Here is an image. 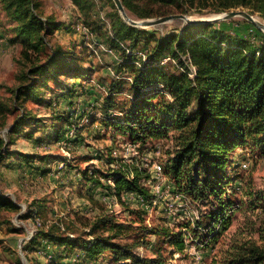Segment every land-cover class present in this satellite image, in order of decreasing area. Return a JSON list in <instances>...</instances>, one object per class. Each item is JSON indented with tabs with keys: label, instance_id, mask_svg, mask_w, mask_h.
<instances>
[{
	"label": "trees",
	"instance_id": "obj_1",
	"mask_svg": "<svg viewBox=\"0 0 264 264\" xmlns=\"http://www.w3.org/2000/svg\"><path fill=\"white\" fill-rule=\"evenodd\" d=\"M196 1L201 3L202 8L211 7V3L216 13L243 7L252 15L258 13L264 16V0H122V3L130 17L135 15L139 19H147L167 16L175 11L184 13L188 10L186 5L190 3L193 7ZM0 2L10 22L15 23V41L23 45L26 58L29 57V49L41 53L49 48L48 37L53 33L54 22L39 11L40 0ZM115 15L117 22L113 24V31H105L104 44L117 52L120 58L113 66L116 76L112 77L111 84L105 87L103 93L98 90L93 95L91 88H86L84 82L89 79L93 68L86 67L70 51H63L61 47H52V54L45 61L35 62L25 76L27 82L15 91L16 99L32 96L40 99L43 83L53 80L61 86L62 77L75 79L60 89L58 98L72 106L79 92L87 89L94 96L89 109L91 112L79 114L78 110H73L57 114L53 116L56 120L51 125V134L39 137L34 136L39 128L27 133L23 126L27 123L40 126L42 120L28 114L20 116L9 127L8 140L0 135V161L17 155L8 148L17 136L30 137L37 144H58L75 127V133L66 139V145L79 147L85 140L83 132L99 124L104 134L95 139L110 140L106 151H99L93 156H77L73 160L63 158L59 164L63 163L69 173H75L76 178L71 185L72 189L76 188L78 197L93 207L99 206L100 213L94 218L81 215L78 211L48 217L51 210L47 201H37L24 214L41 222L32 243L42 245L44 239L70 251L80 249L87 260L109 257L117 264H167L163 254L142 257L136 253L135 244L124 243L117 238L124 223L118 221L107 206L113 207L114 201L124 204L122 197L126 193L140 195L152 204L155 194L147 185L156 178L149 168L140 164L137 157L119 156L116 140L129 134L144 144L148 139L164 137L172 129L179 133V144L162 165V173L171 180L176 192H182L198 204L211 198L217 202V206L213 203L208 213L200 212V218L194 222L196 230L213 232L219 228L218 225L222 230L227 229V220L223 223L220 218L231 203V200L227 203L222 199L227 193L232 155L238 148L248 146L264 153V32L257 29L258 41L255 37L242 36L225 28L222 22H213L187 24L178 33L156 37V32H152L156 28L133 27L124 21L118 11ZM93 29L102 34V27ZM142 41L152 47L146 59L137 65V57L128 50L137 51ZM168 54L179 60L177 65L183 68L179 76L165 71L163 59ZM182 57L196 67L195 78L190 77L189 65ZM31 75L35 77L31 78ZM121 75L132 76L133 79L130 87L133 93L126 107H121L117 101L125 85L119 79ZM82 119H86V124H82ZM131 143L137 144L136 141ZM17 160L18 167L29 166L43 173L47 171L42 170L43 166L55 162L48 156L32 154H24ZM92 161H98L102 166L90 164ZM12 163L7 165L12 167ZM81 163L87 164V167L81 169ZM101 193L109 195L108 201H103ZM4 210L20 212L21 206L0 190V211ZM168 236L171 237L169 243L177 251L184 250L182 234ZM63 257L60 255L59 258ZM240 263L264 264V252L252 250L241 258Z\"/></svg>",
	"mask_w": 264,
	"mask_h": 264
},
{
	"label": "rangeland",
	"instance_id": "obj_2",
	"mask_svg": "<svg viewBox=\"0 0 264 264\" xmlns=\"http://www.w3.org/2000/svg\"><path fill=\"white\" fill-rule=\"evenodd\" d=\"M40 1L39 11L45 18L53 20L55 29L52 27L53 33L48 37L49 48L41 53L29 49L27 51L28 58L24 54L23 45L19 41H15L17 33L15 23L10 22L0 2V28L3 37L0 46V135L5 140H8L9 127L23 115L28 114L32 118L42 120L40 126H34L31 123L23 126L27 133L39 128V131L34 135L39 137L43 134L45 136L51 134V125L56 120L53 119V116L57 114H67L73 110H78L79 114L85 111L91 112L89 109L93 104L94 96L87 89L79 92V95L73 99L72 106L64 99L58 98L60 89L67 86L65 84L68 82L75 81V79L66 77H62L63 84L61 86L56 85L53 80L43 83L40 87V99H35L34 96L16 99L15 91L27 82L25 76H27L29 68L35 62L45 61L52 54V47H61L63 51H70L73 57L80 60V63L93 68L88 75L89 79L84 82L87 84L86 88H91L93 95H96L94 92L98 90L103 93L105 87L111 84L112 77L116 76L113 66L117 64L120 56L115 51L110 53L99 47L101 44L108 47L106 43L104 44L106 42L105 31H113V24L117 22L115 13L118 10L114 8L113 0ZM189 4L186 5L188 10L184 13L174 10L175 12L167 15L185 14L193 19H200L226 13L213 12L211 3L209 4L211 7L207 8L200 7L201 3L197 1L193 7ZM233 10L249 12L243 7ZM253 16L264 24V16L258 13ZM158 17L162 16L147 19ZM131 18L143 20L135 15H131ZM245 20L243 17H235L220 22L224 23L225 28L227 27L242 36L255 37V40L259 41L257 31L259 28ZM185 25L187 24L182 20H175L144 29L156 28V31L152 32H156V37H162L180 32ZM97 26L102 27V34L93 29ZM84 28L91 32L90 37L84 34ZM150 47L152 46L148 47L142 41L137 49L144 52L147 57ZM182 60L187 65L191 64L186 57H182ZM163 61L165 71L169 75L179 76L181 74L183 68L178 67L179 60L168 54ZM30 77L34 78L35 76L31 75ZM119 79L123 80L125 85L122 88V93L118 95L117 101L121 107H126V103L129 102L133 93L130 88L133 79L132 76L127 75H121ZM168 96H170L169 93ZM51 101L54 102L53 105L49 104ZM82 124H86V119H82ZM102 134H104V130L99 124L87 129L83 132L85 140L79 147L73 145L67 147L66 139L72 137L70 134L58 144L47 142L37 144L30 137L23 135L15 137L14 143H11L8 148L17 155L0 161V190L4 196L19 204L21 210L20 212L0 211V264H117L109 257L103 260H87L85 253L80 249L70 251L66 247L44 239L42 245L32 243V238L38 231L36 221L24 216L28 207L40 200H46L50 207L51 211L48 217L78 211L81 215L94 218L100 213L99 206L93 207L89 202L78 197L76 188L72 189L73 179L69 170L65 166H61L59 162L63 158L73 160L77 156H93L99 151H106L107 146L111 144L110 140L102 138L98 141L95 139L96 136L103 137ZM178 140L179 133L174 129L164 137L148 139L144 144L129 134L117 138L118 147L116 149L119 156L126 158L135 156L143 167L149 168V171L153 173L156 181L149 182L147 186L155 194L154 199L158 195L156 187L161 183L156 205L147 201L142 202L140 195L126 193L122 197L124 204L114 201L113 207L107 206V210H110L118 221L124 223L122 231L118 233V240L135 244L136 253L142 257L163 254L167 264H241V258L247 256L252 250L259 249L264 252L263 151L248 146L238 148L233 153L232 163L228 168L227 193L223 195L222 199L226 202L231 200V203H229L224 216L220 218L223 223L227 220L228 227L222 230L218 225L219 228L211 232L208 229L196 230L194 222L197 219L195 216L196 214L200 216V212L208 213L213 203L216 205L217 202H213L211 198L203 204H198L182 192H176L171 180L163 173V182L159 183L157 174L151 170L155 162L163 165L172 156L179 144ZM135 141L137 144L132 145L131 142ZM24 154L48 156L55 162L42 167V170L48 171L46 173L39 172L29 166L20 168L16 162L18 157L24 156ZM11 162L13 165L9 167L7 164ZM90 164L102 166L98 161H92ZM79 166L84 169L87 164L81 163ZM100 197L103 198V201H108L109 195L101 193ZM170 206L173 209L171 214L169 213ZM203 217L205 218V215ZM206 220L208 222L209 219L206 218ZM168 234L170 236L182 234L185 244L183 251H177L169 243L171 237ZM39 248L41 249L39 250ZM60 255H64V257L59 258Z\"/></svg>",
	"mask_w": 264,
	"mask_h": 264
},
{
	"label": "water",
	"instance_id": "obj_3",
	"mask_svg": "<svg viewBox=\"0 0 264 264\" xmlns=\"http://www.w3.org/2000/svg\"><path fill=\"white\" fill-rule=\"evenodd\" d=\"M118 12L126 23L137 28L156 27L171 21L182 20L185 24L196 25L231 20L235 17H243L264 32V24L259 22L252 14L244 10H232L212 18L193 19L185 14H172L154 19L136 20L129 16L122 0H113Z\"/></svg>",
	"mask_w": 264,
	"mask_h": 264
},
{
	"label": "built area",
	"instance_id": "obj_4",
	"mask_svg": "<svg viewBox=\"0 0 264 264\" xmlns=\"http://www.w3.org/2000/svg\"><path fill=\"white\" fill-rule=\"evenodd\" d=\"M84 34L88 35V37L91 36V32H90L87 28H84ZM99 47H100L103 51L110 52V53L113 52V50H111L110 48H108V47H106V46H104V45H102V44L99 45ZM128 52H129V53H133V54H135V56L137 57V61L135 62V64H137V65H140V64H141V61L146 59V55H145V53L142 52V51L137 50V51L132 52V51L128 50ZM163 63H164V61H163ZM189 68H190V70H189V75H190V77H191V78H195V76H196V72H197L196 67H194L192 64L189 63ZM75 130H76L75 127H72V128H71V131H70L69 134H70L71 136H73L74 133H75ZM61 166H64V164L62 163ZM151 170L157 174V178H158L159 183H160V182H163V181H162V177H163V175H162V165L159 164V162H155V163L152 165ZM160 184H161V183H160ZM160 184L156 187V191H157L158 195H156V199H154V202H153L155 205L157 204L158 196H159L160 189H161ZM140 198H141V201H142V202L145 201V199H144L143 197H140ZM170 207H171V208H169V213L171 214V213L173 212V209H172V206H170ZM199 218H200V216H199V215L197 216V214H196L195 219H199ZM40 225H41V222H40V221H37V222H36V226H40ZM49 257H51V256H49Z\"/></svg>",
	"mask_w": 264,
	"mask_h": 264
},
{
	"label": "crops",
	"instance_id": "obj_5",
	"mask_svg": "<svg viewBox=\"0 0 264 264\" xmlns=\"http://www.w3.org/2000/svg\"><path fill=\"white\" fill-rule=\"evenodd\" d=\"M3 41V37H2V31H1V28H0V46L2 45V42ZM70 174V176H71V178L72 179H75L76 178V175H75V173H69ZM70 191H72V189L70 188Z\"/></svg>",
	"mask_w": 264,
	"mask_h": 264
}]
</instances>
